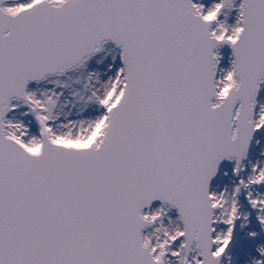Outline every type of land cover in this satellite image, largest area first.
<instances>
[{
	"label": "snow or ice",
	"instance_id": "6c2138e0",
	"mask_svg": "<svg viewBox=\"0 0 264 264\" xmlns=\"http://www.w3.org/2000/svg\"><path fill=\"white\" fill-rule=\"evenodd\" d=\"M0 264H264V0H0Z\"/></svg>",
	"mask_w": 264,
	"mask_h": 264
}]
</instances>
